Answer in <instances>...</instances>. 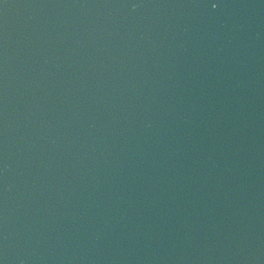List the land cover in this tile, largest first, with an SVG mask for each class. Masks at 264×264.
Here are the masks:
<instances>
[{
    "label": "water",
    "instance_id": "obj_1",
    "mask_svg": "<svg viewBox=\"0 0 264 264\" xmlns=\"http://www.w3.org/2000/svg\"><path fill=\"white\" fill-rule=\"evenodd\" d=\"M0 264H264V0H0Z\"/></svg>",
    "mask_w": 264,
    "mask_h": 264
}]
</instances>
